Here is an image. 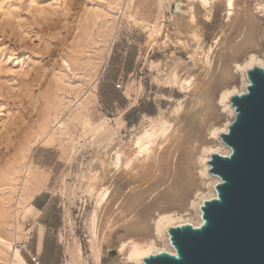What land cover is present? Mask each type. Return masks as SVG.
<instances>
[{"label": "rangeland", "instance_id": "obj_1", "mask_svg": "<svg viewBox=\"0 0 264 264\" xmlns=\"http://www.w3.org/2000/svg\"><path fill=\"white\" fill-rule=\"evenodd\" d=\"M190 1L0 0V264H20L17 249L28 264H65L75 244L82 264H124L118 244L134 215L153 204L148 215L154 217L156 206L168 205L160 196L173 182L182 149L174 147L197 123L202 94L226 71L233 75L227 82L241 87L230 62L242 55L238 47L249 35L251 14L258 18L255 44L245 45L264 51V11L255 0H236L231 13L226 0L204 7ZM177 62L194 75L195 88L168 83ZM177 101L183 102L179 115ZM218 106L215 95L204 114L214 109L218 116ZM77 111L88 114L91 126ZM144 115L168 118L173 135L133 168L114 166L115 150L132 147L131 133ZM103 118L107 122L94 131ZM29 169L35 178L27 179ZM93 173L95 183L113 189L101 207L87 190ZM34 183L41 190L23 199ZM95 209L97 237L105 238L98 257L90 229Z\"/></svg>", "mask_w": 264, "mask_h": 264}, {"label": "bare ground", "instance_id": "obj_2", "mask_svg": "<svg viewBox=\"0 0 264 264\" xmlns=\"http://www.w3.org/2000/svg\"><path fill=\"white\" fill-rule=\"evenodd\" d=\"M212 1L214 2L215 0H200V3H202L201 4L202 6L203 5L207 6L208 4H211ZM235 1L236 0H226L225 8L229 11V13H231L230 11H232V9L236 6ZM255 1H256L255 6L260 11H264V0H255ZM133 2L134 0H128L127 5L128 6L129 4L131 5L133 4ZM190 2H192V0ZM193 23H196V20ZM257 23H258V18L256 16L252 14L248 16L247 20L245 21V24H249L250 31L248 33L249 35L246 38H244L245 47L243 46V42L241 43L242 45H239V47L237 46L239 43L236 44V47L240 49L238 50V52L242 50L243 53L242 51L239 52L242 55L237 53L241 57L237 58L236 56L235 58L237 59H234L232 62H230L231 64H234L237 72L239 73V77L241 79V87L237 88L236 86H232L231 82L230 83L227 82L230 81L228 79L229 78L231 79L233 75L231 74V77H229L230 75H227L228 72L227 71L224 72L225 68L227 67L226 65L225 68L222 66L224 71L222 70L221 71L222 73L224 72V74L227 73L226 76H228L229 78L227 77L226 80L225 79L226 76L223 74L225 78L222 79L223 78L222 75V77L220 76L222 81H219L216 79L217 77L216 74L215 80L219 81L220 84L219 82L216 81L215 84L212 85L211 88L209 89L210 91L209 94L207 95L202 94V97L204 95L202 101L204 100L205 103H202L201 106L199 103L201 101L198 102L201 107H200V113L197 119V123H195L194 126L191 127V133L188 135L187 139L184 142H180V144L176 142L177 145L174 147L176 148L178 146L180 147V149L181 148L182 149L180 150V155H179L180 157H178V161H177L178 163L175 164L176 168L173 176V182L168 187L167 192L160 196V199L167 201L168 205L156 206L155 210L158 209L159 211L158 212L155 211L156 214L154 215V217L152 215L150 216L148 215L149 209H153L154 206L153 204L146 206L147 208L140 214H137L138 213L137 212L134 215L136 217L135 221L126 227L125 231L127 233L125 232L126 233L125 236L120 240L118 244V253L125 252V254L127 255L126 257L127 261L124 264H145L144 257L151 253H158L161 251L174 252V248L170 243V236L168 233L169 226L178 225L186 222H189L193 225H198L201 222V209H200L201 205L205 199L215 196V184L219 181V177L210 171L209 161L211 158V154L214 152H218L221 154L230 153V148L223 142V140L220 137V134L222 132H226L228 130V126L235 116V108L230 102V97L235 93H242L246 91V86L249 83L247 77V70L249 68H251L254 65H259L264 68V51L258 49L256 50L254 48L251 49L245 45L247 43L255 44L254 43L255 35L253 31ZM240 46L242 47L240 48ZM234 47H232V49ZM235 49L233 51H235ZM206 50L204 53H206ZM210 50H211V46L209 50H207L208 51L207 56L210 55L209 54ZM213 52L215 53V50H213ZM232 54L235 55L234 53ZM179 65H181V63L177 62V65L173 67L169 72L168 83L174 84L179 88L185 90L187 88L193 87V85H195L194 82H196L194 75L192 76L188 72L186 68L187 64H184L183 62L181 66L183 65L186 66L178 69V67H180ZM183 68H186L187 70L186 72H188L189 74L186 73L185 70L183 71L182 70ZM181 70L184 73L181 72ZM230 73L231 72H229V74ZM223 80H225L227 83L226 82L223 83ZM221 82L223 84H221ZM96 84H97V77L94 86ZM215 95L217 96V101L219 105L218 107L222 109L221 114L218 115L219 117L217 116L214 109H211L209 112L207 113L205 112L204 114V110L211 103V100ZM135 101H137L136 98H134V102ZM177 102L178 103L176 104V107L175 106L173 107L174 113L176 112L178 113L180 108L183 107L182 106L183 102L182 103L179 101ZM78 112L79 111H77V114L75 113L74 114L76 116L79 114L78 115L79 117L81 112L80 113ZM74 114H72V116ZM83 114L84 113L82 112L81 118L83 122L91 126L90 118L88 117V114L85 115ZM225 114H227V117L222 119L221 116H224ZM177 115H179V113ZM76 116L72 118L75 119L77 118ZM120 120L121 119H117L118 124H121ZM64 121L65 120L61 122V125L64 129L60 127L63 131L67 129L66 128L67 121L66 122ZM106 122H107L106 118H103V120H101V122H99L94 127V131H97ZM173 124L174 123L173 122L171 123L166 117L165 118L162 116L149 117L147 115H144L138 127L135 128L133 133H131L130 140L132 147L130 149H125L122 146L118 147L112 156L111 164H113L118 168H123L124 166L127 168H133L136 161L140 159V156H145V155L148 156L152 152L153 146L158 145L159 141L162 143L164 141H168L171 138V136L174 133L173 132L174 127H172ZM65 155H67V153ZM171 158H172V154H170L166 158L169 161V164ZM180 163H182L183 166H180ZM32 169L28 170L27 179L28 177H33V178L36 177V175H33ZM89 178L90 179L87 184V190L95 196L96 199L95 204L101 207L112 196L113 189H111V184L106 185L105 183L102 182L95 183L96 181H94V179L96 178V175L94 173L91 174ZM41 188L42 187L40 184L34 183L32 186H30L27 189V192H25V194L23 195V199H25L26 197L32 198L38 190H41ZM132 205H133L132 212L135 213L136 207L138 206L137 200L134 201ZM151 216L153 217L152 223L149 221ZM1 224L2 223H0V225ZM98 226H99L98 214H97V209H95L90 218V229L93 235L95 236V238L98 239V245L95 250V252L97 253V257L99 256V254L103 253L100 242H102L105 239V238L99 239L97 237ZM15 259L17 263L28 264L27 261L23 258V256L19 253L18 249L15 252ZM82 260H84V257L81 246L75 244L70 251V258L66 260L65 264H82Z\"/></svg>", "mask_w": 264, "mask_h": 264}, {"label": "water", "instance_id": "obj_3", "mask_svg": "<svg viewBox=\"0 0 264 264\" xmlns=\"http://www.w3.org/2000/svg\"><path fill=\"white\" fill-rule=\"evenodd\" d=\"M246 91L230 102L235 116L220 134L229 154L214 152L215 196L201 205V222L168 228L174 252L144 257L145 264H264V68L247 70Z\"/></svg>", "mask_w": 264, "mask_h": 264}, {"label": "built area", "instance_id": "obj_4", "mask_svg": "<svg viewBox=\"0 0 264 264\" xmlns=\"http://www.w3.org/2000/svg\"><path fill=\"white\" fill-rule=\"evenodd\" d=\"M33 260H34V261H37V260H38V257L33 258Z\"/></svg>", "mask_w": 264, "mask_h": 264}]
</instances>
